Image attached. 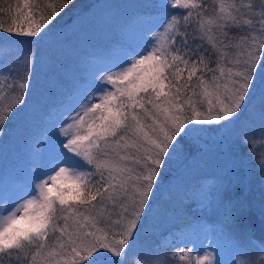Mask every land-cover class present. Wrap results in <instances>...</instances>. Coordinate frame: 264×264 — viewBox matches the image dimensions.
Returning a JSON list of instances; mask_svg holds the SVG:
<instances>
[{"label":"snow or ice","instance_id":"1","mask_svg":"<svg viewBox=\"0 0 264 264\" xmlns=\"http://www.w3.org/2000/svg\"><path fill=\"white\" fill-rule=\"evenodd\" d=\"M72 5L0 0V147L44 126L27 174L0 175V264H264V206L257 239L224 198L247 160L264 173V0L92 3L64 27ZM100 7L117 37L74 59ZM210 153L223 175L188 219L174 173Z\"/></svg>","mask_w":264,"mask_h":264},{"label":"trees","instance_id":"2","mask_svg":"<svg viewBox=\"0 0 264 264\" xmlns=\"http://www.w3.org/2000/svg\"><path fill=\"white\" fill-rule=\"evenodd\" d=\"M92 3H97L100 5H103L105 3L109 4H117L120 3L119 0H73V5L70 6L69 9L65 11V14H63V19L61 21L62 26L67 27L70 26L74 20L77 18V16L85 11L88 10V6ZM96 20H102L103 25H107L109 28L112 25V22L108 19L107 14L103 7H100L96 10L95 17L85 23L83 27H86ZM88 31V30H87ZM72 38V33H69L67 37H65V45L71 47L73 58L77 59L78 55L82 50H86L91 53V51L88 48V44L84 43L85 41L89 42H100L102 40V36H96L92 34L89 35V32L83 35L81 39L82 43L79 41V36L76 38ZM85 39V40H84ZM5 54H11V50H5L0 49V55ZM74 70L71 71L73 73ZM90 78V77H89ZM43 124L41 123L40 118H31L30 122L22 126L13 136L11 139H9L2 147H0V157L5 154V152L9 151V147H13L14 150L18 149L22 150L24 144L26 141L29 142L28 135L33 134L34 137L37 136L36 139H39V137L43 134ZM7 157V153L6 156ZM4 159L2 158L0 160V166L1 162H3ZM213 161H219V159H216V156L214 154H208L205 156L204 160L201 161L198 165H206L211 168V171H208V173L199 181L197 180L195 184H193L190 188L186 190L184 194L180 193V187L185 184V178L190 179L195 177V171L196 166L188 167L182 169L180 172H175L174 175L177 177L176 185L172 189L170 195L174 198L183 201L187 204V201H195L199 200V198L202 195L203 190H211L213 184L215 183V179L217 178L214 172V162ZM221 162L219 163V168ZM256 165V160H253L250 162L246 167L239 173V177L241 182L236 183L234 185V189L232 194L231 192L226 193L225 199H229L233 196H239L240 199H243L242 196L245 198V201L251 205V213L246 219V223L249 224L253 230L255 231L256 238L260 239L262 236V231L260 227V210L261 207L264 206V173H261L260 170H254L253 166ZM248 170V172H247ZM169 193H166L165 196L167 197ZM198 210L196 207H193V211L189 212V216L187 218L192 219L193 216L197 217ZM215 219H210L208 221H214Z\"/></svg>","mask_w":264,"mask_h":264},{"label":"rangeland","instance_id":"3","mask_svg":"<svg viewBox=\"0 0 264 264\" xmlns=\"http://www.w3.org/2000/svg\"><path fill=\"white\" fill-rule=\"evenodd\" d=\"M120 3L123 2V0H119ZM126 13L125 12H121L119 15V22H123L126 19ZM88 30V31H87ZM87 32H89V35L91 36L92 34L96 35V36H102V40L100 42H89V41H85L84 43L88 44V48L91 52H93L94 50L97 49H103L104 47L108 46L111 41L113 39H115L118 35V29L116 28V26L112 23L111 27L109 28L107 25H103L102 24V20H96L95 22H93L92 24L83 27L81 30H79L76 34H72V38L74 37H78L79 36V41L80 43H82L81 39L83 37L84 34H86ZM85 40V39H84ZM90 52L86 51V50H82L80 52V54L78 55L77 59L80 58H86L87 55ZM84 67L83 65H79L76 63H73L71 65V70L69 71L68 74V79L72 80V81H76L78 79V77L81 75V72L79 71L80 68ZM74 70L73 73H71V71ZM94 69H89L87 72L83 73L84 75H87L88 77H90L89 79H91L92 77V73H93ZM35 118H39V116H35L33 117ZM30 137H34L33 134L28 135V139ZM37 138V136L35 137ZM39 140V139H37ZM9 151L5 152L4 155H2L0 157V160L3 158L4 161L1 162V166H0V175H4L6 177H15L17 175H26L27 174V170L32 166V156H31V147H30V142L26 141V143L24 144L22 150L15 149L13 147H9ZM7 153V157L6 156ZM216 159H218L216 157ZM253 160L249 159L247 160L246 165H248L250 162H252ZM214 162V172L216 177H220L223 175V169L222 166L220 164L221 169L219 168V161H213ZM182 169H184V166H179L177 169V172L182 171ZM196 171H195V177L190 178V179H186L185 178V184H183L180 187V193L184 194L186 192V190L188 188H190L193 184H195V182L201 178H203L208 171H211V168L206 166V165H198L196 166ZM254 170H259L258 168V161H256V165L253 166ZM248 172V170H247ZM240 180V177H239ZM241 182V181H239ZM234 189V186L231 187L228 191H226L224 193V198L226 197V193L231 192L230 194H232ZM264 191V189H263ZM201 197L205 196V195H209L211 193V190H203ZM200 197V198H201ZM264 197V196H263ZM242 198L245 200V198L242 196ZM240 199L239 196H235V198H233V196L231 198H229L228 200H238ZM227 200V199H225ZM198 202V201H197ZM196 200L195 201H187V204H193L192 207H195V205L197 204ZM198 210V214L196 215L197 217L204 215V212L202 209L197 208ZM189 219V218H188ZM210 219H216L215 215L209 216L207 217V220ZM179 222V221H177ZM221 260L223 262V264H229V260L230 257L228 256L227 253H224L221 256Z\"/></svg>","mask_w":264,"mask_h":264}]
</instances>
